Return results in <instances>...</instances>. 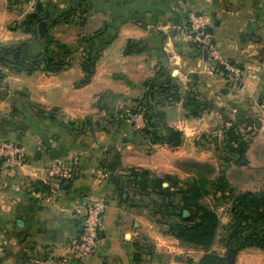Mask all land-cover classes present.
Returning <instances> with one entry per match:
<instances>
[{"label": "crops", "instance_id": "obj_1", "mask_svg": "<svg viewBox=\"0 0 264 264\" xmlns=\"http://www.w3.org/2000/svg\"><path fill=\"white\" fill-rule=\"evenodd\" d=\"M190 13L212 19L218 49L241 70L239 90L183 41L178 28ZM32 14L37 18L28 20ZM47 47L53 64L64 67L54 71L39 62L25 70ZM89 52L97 60L89 83L79 87ZM0 70V142L20 144L28 155L27 166L0 162V264H44L67 255L82 206L97 197L107 202L103 227L82 264H197L205 252L168 232L163 196L121 194L128 168L182 180L191 174L179 162H214L215 156L237 193L264 187V0H0ZM150 79L180 96L191 91L206 104L194 118L183 100L169 101L171 91L149 95L162 115L156 129L181 133L176 147L146 140L120 112L144 97ZM223 122L251 134L242 164L227 166L196 145L201 135H219ZM114 153L120 166L109 171ZM55 161L72 163L75 178L58 183L47 176L45 167ZM229 222L219 218L209 250L226 258L220 229ZM230 262L264 264V249L245 248Z\"/></svg>", "mask_w": 264, "mask_h": 264}, {"label": "trees", "instance_id": "obj_2", "mask_svg": "<svg viewBox=\"0 0 264 264\" xmlns=\"http://www.w3.org/2000/svg\"><path fill=\"white\" fill-rule=\"evenodd\" d=\"M39 7L37 6V11ZM36 14L30 15L27 19H36ZM25 24V23H24ZM23 24V25H24ZM44 30L42 36L45 37ZM63 51L74 50L65 46L59 47ZM97 53V52H96ZM39 61H35L27 70L31 71L38 67L39 62H45L48 66L55 67L54 71L64 67L62 64H53V57L49 47L40 55ZM97 55H92L91 52L86 54V58L82 63L84 78L76 85L79 87L89 83ZM8 61L15 62L13 64L20 66V60L14 56H10ZM6 61V62H8ZM1 78V74H0ZM147 93L143 98L134 101L136 106L132 109V113H142L145 122V134L152 143L165 144L169 147H176L182 142L180 132L171 128H165L164 131L156 129L162 121V115L155 111L154 107L148 102V97L152 91L164 93L171 91L168 95L170 102H179L183 100L185 107H189L190 115L194 118L207 108L206 104L199 101L197 95L193 92H186L183 96L173 92L170 85L163 83L156 85L153 79L145 82ZM123 115V113H122ZM218 130L220 134L201 135L205 143L214 144V152L217 155L224 156L225 164L230 165L242 164L245 161V152L249 146L250 132L243 133L239 126L230 122L220 123ZM222 152V153H221ZM120 166L119 155L114 153L107 168L109 171H114ZM224 167V166H223ZM225 168V167H224ZM224 171L220 170L219 176L213 183L214 196L230 202V222L224 229V235L220 239L222 247L231 254L248 248L256 247L264 249V187L258 192L236 193L230 187L224 177ZM124 191L125 195L131 192L134 195L149 196L156 194L163 196L164 201L161 204V209L164 210L167 217L171 220L166 221L165 225L168 232L182 245L195 247L203 250L205 254L200 258L197 264H230L226 257H221L215 252L209 251L214 243L219 227V218L214 210L209 206L202 204L201 200L206 197L208 192L205 189L204 181L192 180L187 184L182 185L177 179L170 175L162 177L149 176V174L140 168H128L125 170ZM163 183H167L168 187L163 188ZM172 189L176 194L180 195V204H174L170 201L167 194ZM171 195V194H169Z\"/></svg>", "mask_w": 264, "mask_h": 264}, {"label": "built area", "instance_id": "obj_3", "mask_svg": "<svg viewBox=\"0 0 264 264\" xmlns=\"http://www.w3.org/2000/svg\"><path fill=\"white\" fill-rule=\"evenodd\" d=\"M213 21L203 13H190L184 26L178 28L183 41L191 44L206 55L210 63V70L228 77L232 82V89L241 87V70L226 59L218 49L212 32ZM135 129L144 128L142 113L132 116ZM15 162L27 166L28 155L25 148L9 141L0 142V162ZM50 178L58 183H67L76 176L74 165L67 161L51 162L44 169ZM107 202L97 197L82 206V222L79 231L70 242L69 253L58 259H51L44 264H82L95 252L100 231L103 227L104 214Z\"/></svg>", "mask_w": 264, "mask_h": 264}, {"label": "rangeland", "instance_id": "obj_4", "mask_svg": "<svg viewBox=\"0 0 264 264\" xmlns=\"http://www.w3.org/2000/svg\"><path fill=\"white\" fill-rule=\"evenodd\" d=\"M186 20L184 21V24L186 23ZM190 46L193 47L191 44H190ZM193 49L197 50L195 47H193ZM197 51L202 53L200 50H197ZM26 69H27V67L25 68V70ZM0 74H1V70H0ZM240 88L241 87H238L237 89H234V90H239ZM135 106H136V104L133 103V104H131L130 108L126 107L127 108L126 110H121L120 111L124 115L123 119L127 120L130 123L132 129L134 127V123L132 122V116L134 114L131 111H132L133 108H135ZM165 128H166V126H163L158 133H161V131L163 132ZM134 131L137 132V133L143 134L144 138L146 140H149L148 136H146V134L144 133L145 132V122H144V128L143 129H135L134 128ZM207 144H209V143H205L200 138L196 142L197 146L203 147L204 148L203 150H206L208 148L209 150L213 151V153H214V155H216V157H219L220 160L225 162L224 156H222L221 154L217 155L214 152V144L213 145H211V144L207 145ZM198 152H200V151H198ZM214 157L211 156V158L214 160V162H194V161H191V160L190 161H181V162H179L178 167L180 168V170H182L181 172H184V171L188 172V173L191 174V176L186 177V178L184 177V179L178 180V181L182 185L187 184L188 182H191L192 180L204 181L205 184H206L205 189L208 192V194L206 195V197H204L201 200V202H202V204H205V205H207L209 207H212V209L218 214V216H219V218L221 220V223H222L223 221H226V220H228V218L231 217L230 216V210H231V206L230 205L231 204H230L229 201H225L224 199H220L218 196H214L215 195L214 194L215 189L213 188V185H214L213 183H215V180L217 179V177L219 176V173H220V171H218V165H220V164H218V165L215 164L216 161H215ZM162 176H164V175H162ZM162 176H159V177H162ZM175 176H177V175H175ZM172 177H174V176H172ZM174 178L176 179V177H174ZM179 178H181V177H179ZM166 184L167 183H163L162 187L163 188L167 187ZM169 194H171V195H169ZM167 196H169L168 199L170 201H172L173 203L180 204V195L179 194H176L174 191H172V192H169L167 194ZM165 220L166 221H168V220L170 221L171 219L168 218L167 215H166ZM227 225H223L222 229H220V230H222L221 231V233H222L221 235H224V229L226 228Z\"/></svg>", "mask_w": 264, "mask_h": 264}, {"label": "water", "instance_id": "obj_5", "mask_svg": "<svg viewBox=\"0 0 264 264\" xmlns=\"http://www.w3.org/2000/svg\"><path fill=\"white\" fill-rule=\"evenodd\" d=\"M75 2H77L78 0H74ZM44 30H45V26L42 24V25H40V28H39V33L40 34H42L43 32H44ZM206 56V55H205ZM139 138V136H137V139ZM50 158H51V160H56V157H54L53 155H52V152H50ZM232 258H234V254H231V253H229L228 255H227V260L230 262L231 260H232Z\"/></svg>", "mask_w": 264, "mask_h": 264}]
</instances>
